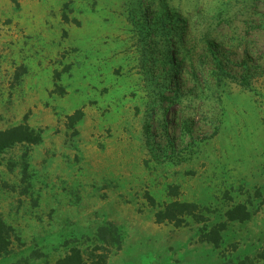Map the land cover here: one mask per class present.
Returning a JSON list of instances; mask_svg holds the SVG:
<instances>
[{
	"label": "rangeland",
	"instance_id": "374dc122",
	"mask_svg": "<svg viewBox=\"0 0 264 264\" xmlns=\"http://www.w3.org/2000/svg\"><path fill=\"white\" fill-rule=\"evenodd\" d=\"M18 126L40 142L0 155L2 264H53L105 223L108 264H264V0H0V132ZM176 200L207 226L252 216L216 249L155 223Z\"/></svg>",
	"mask_w": 264,
	"mask_h": 264
},
{
	"label": "trees",
	"instance_id": "16d2710c",
	"mask_svg": "<svg viewBox=\"0 0 264 264\" xmlns=\"http://www.w3.org/2000/svg\"><path fill=\"white\" fill-rule=\"evenodd\" d=\"M165 9L166 13L172 11L169 7ZM165 22V20H162V25ZM181 29L182 27H178V29L175 27L173 30L163 28L160 34H156L164 35L163 40H167V36L173 32L178 35ZM162 100L174 102L171 99L163 98ZM81 116L80 112H76L68 119L78 122ZM39 142L40 137L28 131L25 127H14L0 132V155L16 144L37 145ZM146 198L152 205L153 200L148 196ZM261 203L264 205V195ZM205 214V209L196 203L176 200L159 207L154 214V221L156 224L168 223L177 228L188 226L190 223L203 224L204 226L199 230V242L211 244L218 249L222 245L223 234L227 231L229 224L234 222L245 223L252 216L247 205L233 204L225 210L217 222L207 226L206 224L209 223L210 219ZM11 234H13V229L0 219V264H2L4 257L8 255L11 248ZM14 237L19 239L18 236L14 235ZM122 240L120 229L112 223L98 226L89 234H71V237L69 236L62 243L64 247H68L66 253L53 264H108L109 255L121 250ZM33 255L36 256V253L30 255L29 260L28 258L20 259L14 264H21V262L29 264ZM245 261L238 264H245Z\"/></svg>",
	"mask_w": 264,
	"mask_h": 264
}]
</instances>
